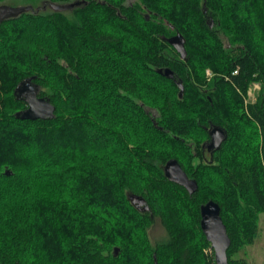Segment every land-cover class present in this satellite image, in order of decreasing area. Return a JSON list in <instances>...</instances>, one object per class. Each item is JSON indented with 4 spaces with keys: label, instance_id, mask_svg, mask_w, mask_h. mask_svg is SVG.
I'll use <instances>...</instances> for the list:
<instances>
[{
    "label": "trees",
    "instance_id": "16d2710c",
    "mask_svg": "<svg viewBox=\"0 0 264 264\" xmlns=\"http://www.w3.org/2000/svg\"><path fill=\"white\" fill-rule=\"evenodd\" d=\"M7 1L32 8L5 16ZM11 1L0 0V263L217 264L200 212L213 199L228 264H256L233 255L264 212V0ZM30 76L54 118L16 116ZM213 125L227 138L209 156ZM174 158L194 193L166 176ZM156 221L166 236L153 241Z\"/></svg>",
    "mask_w": 264,
    "mask_h": 264
},
{
    "label": "water",
    "instance_id": "95a60500",
    "mask_svg": "<svg viewBox=\"0 0 264 264\" xmlns=\"http://www.w3.org/2000/svg\"><path fill=\"white\" fill-rule=\"evenodd\" d=\"M32 6L28 7H10L3 5L1 9H8L5 16H16L20 13L31 9ZM172 46L180 53L182 59L187 56L185 47V39L177 33L169 39ZM158 72L165 75L166 77L173 78L174 72L170 68H159ZM34 76H30L22 80L15 89V93L20 97L24 98L27 106L19 110L16 116L20 119H52L55 116L56 106L55 104L46 97L39 95L37 84L34 82ZM181 92L183 91V84L179 83ZM182 95V93H180ZM210 142L209 149L221 148L223 142L227 138L226 130L218 125H213L210 128ZM165 173L168 179L184 186L190 193H194L198 190L197 180L190 178L188 173L184 170L181 163L177 159H171L165 166ZM130 200L142 210H149L147 200L140 195L130 194ZM201 212V227L205 233L207 239L210 241L211 246L215 251V260L217 264H228L229 254L228 250L231 246L232 240L229 236L227 226L221 215L220 204L210 199L200 207ZM3 264V263H0Z\"/></svg>",
    "mask_w": 264,
    "mask_h": 264
},
{
    "label": "rangeland",
    "instance_id": "374dc122",
    "mask_svg": "<svg viewBox=\"0 0 264 264\" xmlns=\"http://www.w3.org/2000/svg\"><path fill=\"white\" fill-rule=\"evenodd\" d=\"M2 4H7L11 6H28L29 5L28 2L26 3L19 2L17 3L18 5H13L12 1L11 2L7 1ZM39 4L41 5L40 2H38L36 5H39ZM208 71H207L208 76L212 77L213 73L210 71V74H209ZM260 89H261V84L259 82L253 83L248 90L247 97H246L247 101H251V102L256 101ZM203 144H205V142ZM139 209L142 210V208H139ZM150 235L153 241L155 239H162V238H165L166 236V230L159 221H156L154 226L151 229ZM120 249L121 248L118 245L114 247V252H116V255L120 254ZM206 249H207V252H206ZM206 249H205V253L210 254L211 253L210 248H206ZM233 258H244L249 263L264 264V212H261L259 215V233L254 243L245 245L239 252L233 255Z\"/></svg>",
    "mask_w": 264,
    "mask_h": 264
},
{
    "label": "flooded vegetation",
    "instance_id": "af4514ba",
    "mask_svg": "<svg viewBox=\"0 0 264 264\" xmlns=\"http://www.w3.org/2000/svg\"><path fill=\"white\" fill-rule=\"evenodd\" d=\"M1 10V9H0ZM8 10V9H7ZM211 128V127H210ZM209 132H210V129H209ZM210 134V133H209ZM209 142H210V140L208 141V142H206L205 143V151H204V153L206 154V155H212V153L215 151V149H213V150H211V149H209V147H208V145H209ZM191 178V177H190Z\"/></svg>",
    "mask_w": 264,
    "mask_h": 264
},
{
    "label": "built area",
    "instance_id": "2783aa9c",
    "mask_svg": "<svg viewBox=\"0 0 264 264\" xmlns=\"http://www.w3.org/2000/svg\"><path fill=\"white\" fill-rule=\"evenodd\" d=\"M208 73L210 74V71H208ZM210 249H212V248H210ZM211 252V251H210Z\"/></svg>",
    "mask_w": 264,
    "mask_h": 264
}]
</instances>
